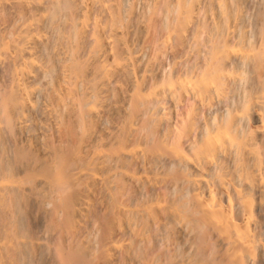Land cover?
<instances>
[{
	"label": "bare ground",
	"instance_id": "1",
	"mask_svg": "<svg viewBox=\"0 0 264 264\" xmlns=\"http://www.w3.org/2000/svg\"><path fill=\"white\" fill-rule=\"evenodd\" d=\"M0 264H264V0H0Z\"/></svg>",
	"mask_w": 264,
	"mask_h": 264
}]
</instances>
